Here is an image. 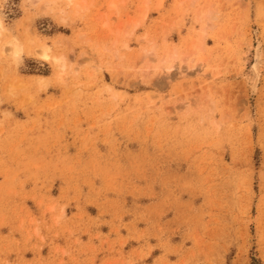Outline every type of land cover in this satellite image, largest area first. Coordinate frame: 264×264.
<instances>
[{
    "label": "rangeland",
    "instance_id": "obj_1",
    "mask_svg": "<svg viewBox=\"0 0 264 264\" xmlns=\"http://www.w3.org/2000/svg\"><path fill=\"white\" fill-rule=\"evenodd\" d=\"M0 25V264H264V0H0Z\"/></svg>",
    "mask_w": 264,
    "mask_h": 264
},
{
    "label": "bare ground",
    "instance_id": "obj_2",
    "mask_svg": "<svg viewBox=\"0 0 264 264\" xmlns=\"http://www.w3.org/2000/svg\"><path fill=\"white\" fill-rule=\"evenodd\" d=\"M0 29H2V26L0 25ZM6 46V47H5ZM4 49L3 51H8V54L16 57L17 59L22 55L23 53V48L21 46V44L18 42V39H12L9 40L8 42H6V44L3 46ZM2 52V51H1ZM5 53V52H4ZM37 55V57L45 60V61H52L55 65H59V61L55 60L53 57V59L50 58V49L48 46H43L41 47V49L35 53ZM261 55H260V51L259 49L256 52L255 55V62H254V66H253V70H254V84H253V89H256L257 83H258V79H259V74H260V68H261ZM44 78H42V81Z\"/></svg>",
    "mask_w": 264,
    "mask_h": 264
}]
</instances>
